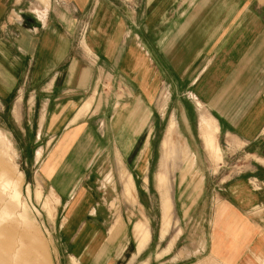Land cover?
Returning <instances> with one entry per match:
<instances>
[{
    "label": "crops",
    "instance_id": "0c3cea01",
    "mask_svg": "<svg viewBox=\"0 0 264 264\" xmlns=\"http://www.w3.org/2000/svg\"><path fill=\"white\" fill-rule=\"evenodd\" d=\"M85 24L80 35L76 27ZM80 40L84 49L75 45ZM163 83L161 114L178 91L193 106L174 105L167 125L172 118L176 125L166 128V135L177 130L193 154L186 175L196 173L201 185L208 175L217 179V170L201 171L194 151L200 146L209 154L216 146L218 160L209 155L216 164V133L246 161L243 171L212 186L207 231L184 259L264 264V0H0L3 124L30 140L50 141L34 156L46 157L39 167L43 187L64 204L60 239L78 264H150L164 257L148 254L149 224L134 221L141 207L134 182L147 185L149 164L141 159V136L148 146L149 104ZM94 117L99 142L89 150L104 159L63 162L92 133ZM110 152L121 160H109ZM91 170H97L93 183L105 176L104 185L114 180L120 192L92 189ZM131 188L137 208L110 207ZM168 229L161 224L159 240Z\"/></svg>",
    "mask_w": 264,
    "mask_h": 264
},
{
    "label": "rangeland",
    "instance_id": "374dc122",
    "mask_svg": "<svg viewBox=\"0 0 264 264\" xmlns=\"http://www.w3.org/2000/svg\"><path fill=\"white\" fill-rule=\"evenodd\" d=\"M76 28L77 33L84 35L88 27L85 24ZM81 42L83 40L76 42L75 45L84 49ZM159 89L155 101L149 104L151 117L147 128L152 131L148 146L144 142V134L141 136V145L146 146L141 150V159L146 158L149 164L145 171L147 185L141 183L140 179L134 182L141 204L140 214L134 217V221L146 220L149 224L152 240L148 254L154 257L155 252L158 251L159 258L164 256L160 261H151L150 264H214L203 255H196L189 260H185L184 257L190 255L202 234L207 231V223L211 216L212 186L218 179L222 178L225 181L238 171H243L246 161L242 151L234 150L235 146L228 138L220 137L216 133L217 145L221 150V158L216 164L211 160V158L218 160L216 146L207 148L209 154L200 146L194 147V151L202 160L197 164L201 171L208 175V172L217 170V179L208 175L201 185L196 173L186 175L193 163L190 160L193 159V154L177 130L173 135H166V128L176 125L173 118L167 125L174 105L180 103L186 108L193 106L187 102V99L183 100L185 93L182 95L178 91L180 98L168 103L170 106L161 114L158 103L160 97L167 93L168 85L163 83ZM7 114V111H0V264H78V260L73 255L75 252L65 248L60 239V225L65 223L62 217L64 204L57 202V193L43 187V177L39 167L42 164L41 160L46 157L43 155L37 160L34 156L38 145H45L50 141L36 142L30 140L31 136L27 133L24 136L19 135L16 127L3 124ZM88 123L93 129L92 133L91 130H87L85 136L81 138L83 140L73 146L72 154L63 162L71 161L84 165L87 162L104 159L103 154H92L89 150L94 143L99 142V137L96 117ZM174 128L177 129L176 126ZM210 130V143L214 144V127L210 126ZM238 146L239 144L236 147ZM86 149L89 152L79 153L80 150ZM114 158L121 160L119 156L116 157L110 152L109 160L112 161ZM159 161L163 164L159 165ZM90 173L92 174L88 175L87 183L92 185V189L99 187L105 191L106 185L114 196L120 192L119 184L112 185L114 180L104 185L108 183L102 180L105 176H98L100 180L93 183L95 176L97 177V170H91ZM131 190L130 195H125L126 200L112 199L108 202L110 207L122 209L130 205L137 208L139 205L134 197V189ZM110 219L119 222L118 216ZM161 224L168 226L169 231L162 240H159ZM114 228L116 233L119 224ZM75 232L73 230L72 233Z\"/></svg>",
    "mask_w": 264,
    "mask_h": 264
},
{
    "label": "bare ground",
    "instance_id": "6f19581e",
    "mask_svg": "<svg viewBox=\"0 0 264 264\" xmlns=\"http://www.w3.org/2000/svg\"><path fill=\"white\" fill-rule=\"evenodd\" d=\"M208 129V128H207ZM206 132V131H205ZM208 132H209V130H208ZM208 144V143H207Z\"/></svg>",
    "mask_w": 264,
    "mask_h": 264
}]
</instances>
